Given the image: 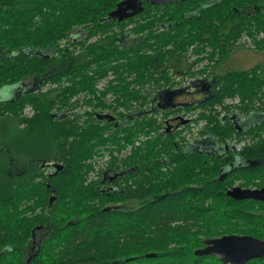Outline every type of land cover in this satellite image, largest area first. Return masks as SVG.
<instances>
[{"label":"trees","instance_id":"16d2710c","mask_svg":"<svg viewBox=\"0 0 264 264\" xmlns=\"http://www.w3.org/2000/svg\"><path fill=\"white\" fill-rule=\"evenodd\" d=\"M122 1L0 0V89L31 84L0 101V122L16 124L7 135L0 126V264H226L196 252L223 236L264 241V203L227 194L264 188V65L215 75L196 103L165 99L181 77L169 59L193 46L218 62L244 37L263 50L264 0H143L130 32L109 17ZM229 98L237 111L221 116ZM196 112L209 124L202 137L227 151L175 141L180 113ZM142 135L155 138L90 179L97 148L113 156Z\"/></svg>","mask_w":264,"mask_h":264},{"label":"rangeland","instance_id":"374dc122","mask_svg":"<svg viewBox=\"0 0 264 264\" xmlns=\"http://www.w3.org/2000/svg\"><path fill=\"white\" fill-rule=\"evenodd\" d=\"M262 39V37H261ZM64 45V44H63ZM73 49V46L70 45V50ZM76 51H80V49H76ZM256 65H264V49L263 50H259L258 48H256L255 44L252 42V39L249 37H244L242 39V44L231 54V56L229 57V59L227 60V62H225L222 65V68L227 67V70L233 69V70H237V71H246L250 68L255 67ZM171 72L176 73V70L171 67L170 69ZM178 74V73H177ZM179 75V74H178ZM193 80L196 79H190L185 81L183 78L180 80L181 81V85H187L189 82H192ZM27 85L29 88L30 81H27ZM57 84H52L49 83L47 85H42V92H47L51 89L56 88ZM19 86H7L4 87L2 89H0V101L2 100H12L15 95H17V91H18ZM27 88V89H28ZM27 89H25V86L23 88H21V90L26 91ZM193 92V91H192ZM155 95V94H154ZM153 95V96H154ZM152 96V97H153ZM207 95L203 94V93H197L195 95H189V96H177L176 101L177 102H183V101H190L192 100L193 103H196L200 100H203ZM155 97V96H154ZM238 99V100H235ZM235 99H226L224 101V106L225 109H218L219 113H221V116L226 115L227 113V109L231 110V111H237L236 108L239 105L240 99L239 98H235ZM73 101H79L78 104L80 106L83 107V109H87V105L85 103H82V99L81 96L75 97L73 99ZM154 102L156 100H153ZM187 115V116H186ZM185 113H180V116L183 117V119L188 120L187 124L181 125V127H177L174 131H176V139L175 141H179L180 142V146L184 147L186 146L187 143L191 142L192 140L196 139V138H200L202 137V133L204 131H206L207 127L209 126L208 122L204 119H200V115L201 114H196V113H190L189 115ZM23 116L26 118H30L33 116V111L31 110V108H27L26 111L23 112ZM241 120L246 121L248 120V117L245 116H241L240 117ZM0 122V126L3 130V135H7V130L5 131V126L8 127V124L12 123V125H15L12 121L11 122ZM256 121H254L255 123ZM252 123V124H254ZM251 124V125H252ZM24 125L20 126L17 125L18 128L22 129ZM250 126V125H248ZM247 125H245L244 127L247 129L248 128ZM165 128V126H163ZM160 130L161 132H164V129ZM153 138L155 137H146L144 135L139 136L135 141H133L131 144H128L127 146H125V148L119 152L117 150V148H113V156L111 154H109V152L106 151H99V149H96L95 154L92 156L91 160L89 161V165L93 167V172L91 173L90 179H97L98 173H101L102 171H104L105 169H107L111 162H112V158H116L117 163L121 165L122 160L126 159L129 157V155H131V151L133 146L135 147H139L141 143H143L146 140H153ZM0 142L3 143V140H0ZM244 147V145L242 144L241 146H238V149L241 150ZM239 162V160H237V163ZM45 165V172L47 174L53 172V168ZM165 173H169L166 172V170H162ZM137 203H133V204H128L127 208H133L136 207Z\"/></svg>","mask_w":264,"mask_h":264},{"label":"flooded vegetation","instance_id":"af4514ba","mask_svg":"<svg viewBox=\"0 0 264 264\" xmlns=\"http://www.w3.org/2000/svg\"><path fill=\"white\" fill-rule=\"evenodd\" d=\"M175 2H178V1H175ZM136 16H138V14L132 18L125 19V20H127V23H128V25L126 26V29L129 30V32L132 31L134 26H135V23L129 24V21L131 19H135V18L137 19ZM116 30L118 32V29H116ZM162 30H164V27H162L160 29V31H162ZM132 35L133 34H130L129 38H133V37H131ZM94 40H91L90 42H94ZM75 41H77V40H75ZM132 42H134V41L131 40L128 42L125 38H122V39H120V41L118 43H121L123 48H128L130 46L129 44ZM195 49H196V46H193L190 49L187 57L177 56V57H173V58L169 59L167 65L172 66L176 70V72H180L178 74L181 75V77L176 78V80L179 83L178 87L183 88V89L178 88L177 91L174 93V95L165 96V99H167L168 102L176 101L175 98H177V96L181 97V95H183V96L192 95L193 96L194 94H197V93H203L205 95L211 94L214 90V84H215V82L213 81L214 76L215 75H221V74H224L227 72V67L222 68V65L225 62H227V58L225 60H222V62H218V56H213L212 51L210 49H208L207 52H205L201 55H196V54L194 55ZM201 49L204 50L203 47H201ZM210 58H213L214 60H211ZM172 73H174V72H171V74ZM182 78L185 81L190 80V79H196V80L189 82L187 85H181L180 80ZM27 83L28 82L21 83L19 85L17 93L24 92L23 90H21V88H23L25 86V89H27L28 88ZM190 101H192V100H190ZM186 114L187 113H185V115ZM196 114H197V112H196ZM202 138H204V139H202ZM192 143L200 151L206 152V153L211 154V155H218L221 152L227 151V146H224L223 144H221L217 139L213 138L212 136L196 138L187 144L189 145ZM245 143L246 142L244 141L242 144L246 145ZM234 144H236V146ZM242 144H239V145L241 146ZM233 145L235 146L237 151H241L238 149L239 145H237L236 141L233 142Z\"/></svg>","mask_w":264,"mask_h":264},{"label":"water","instance_id":"95a60500","mask_svg":"<svg viewBox=\"0 0 264 264\" xmlns=\"http://www.w3.org/2000/svg\"><path fill=\"white\" fill-rule=\"evenodd\" d=\"M153 5L170 4L175 1L183 0H146ZM143 0H124L118 4L117 8L110 13L109 17L119 22L132 18L143 11ZM112 120L111 116H102ZM181 120L180 125L188 123L183 117L177 118ZM237 128L241 130L239 125ZM113 177L110 181L117 178ZM227 194L237 201L257 200L264 203V188L262 189H243L235 187L227 192ZM53 199V198H52ZM199 255L209 254L217 257L226 264H247L250 261L264 258V241L251 236L230 235L213 239L207 242V247L196 252ZM149 258L154 255H148Z\"/></svg>","mask_w":264,"mask_h":264},{"label":"bare ground","instance_id":"6f19581e","mask_svg":"<svg viewBox=\"0 0 264 264\" xmlns=\"http://www.w3.org/2000/svg\"><path fill=\"white\" fill-rule=\"evenodd\" d=\"M123 24H124V23H123ZM84 31H85V30H84ZM126 32H127V31H126ZM93 35H94V34H93ZM138 36H139V35H138ZM141 38H142V37H141ZM128 42H129V41H128ZM129 45H130V44H129ZM143 52H144V51H143ZM143 52H142V53H143ZM25 53H26V52H25ZM27 55H28V54H27Z\"/></svg>","mask_w":264,"mask_h":264},{"label":"crops","instance_id":"0c3cea01","mask_svg":"<svg viewBox=\"0 0 264 264\" xmlns=\"http://www.w3.org/2000/svg\"><path fill=\"white\" fill-rule=\"evenodd\" d=\"M177 103H181V101L180 102H177Z\"/></svg>","mask_w":264,"mask_h":264},{"label":"built area","instance_id":"2783aa9c","mask_svg":"<svg viewBox=\"0 0 264 264\" xmlns=\"http://www.w3.org/2000/svg\"><path fill=\"white\" fill-rule=\"evenodd\" d=\"M235 100H238V99H235ZM223 116V115H222Z\"/></svg>","mask_w":264,"mask_h":264}]
</instances>
